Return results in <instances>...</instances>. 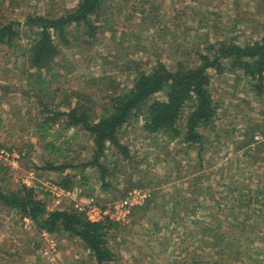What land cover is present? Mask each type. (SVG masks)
Instances as JSON below:
<instances>
[{"label":"rangeland","instance_id":"374dc122","mask_svg":"<svg viewBox=\"0 0 264 264\" xmlns=\"http://www.w3.org/2000/svg\"><path fill=\"white\" fill-rule=\"evenodd\" d=\"M77 2L0 0V24H19V36L10 44H0V188L24 184L35 189L48 210L74 208L88 220L107 215L102 222L117 225L107 234L114 264H251L247 259L227 261L210 247L203 248L196 237L201 214L193 213L191 205L200 200L209 210L215 204L225 209V201H232L231 195L225 199L232 179L247 184L245 190L264 185L263 152L257 153L262 167L250 165L239 154L243 149L236 151L232 143L240 130L258 123L254 136L264 148V140H259L264 139V80L259 92L257 81L240 70L209 71L217 110L212 127L202 129L207 140L200 153L198 146L147 132L142 116L131 119L118 133L129 150L128 158L114 155L112 150L106 153L108 186L101 184L95 168L81 166L92 155L91 140L82 129L66 126L60 117L43 135L40 124L50 115L48 111L64 109L71 90L87 95L88 105L99 112L109 103L111 91L130 85L126 64L132 61L147 66L158 59L172 65L179 59L191 65L208 41L244 44L259 39L264 36V0H109L98 17L94 36H83L80 30L84 29L71 28L70 33L80 39L71 38L70 46L61 48L51 72L43 73L49 81L40 91L35 69L27 61L35 31L27 18L61 14ZM100 75L108 79H100ZM155 97L163 98L162 94ZM74 101L72 95V104ZM48 164L69 166L60 173L46 169ZM63 176L72 177L74 184L68 189H74L76 195L53 194ZM133 190L139 192L135 203L119 208ZM259 199L253 202L257 214L245 211L247 208L238 213L246 224L244 230L234 227L233 233L264 234L258 222L250 229L255 215L264 219V199ZM178 201L188 205L175 212L172 206ZM209 210H203L205 221L214 220ZM255 252L249 249L253 258ZM0 264L95 261L78 238L39 229L34 220L0 205Z\"/></svg>","mask_w":264,"mask_h":264},{"label":"trees","instance_id":"16d2710c","mask_svg":"<svg viewBox=\"0 0 264 264\" xmlns=\"http://www.w3.org/2000/svg\"><path fill=\"white\" fill-rule=\"evenodd\" d=\"M108 1L78 0L74 8L61 14H39L27 18L26 22L35 26L33 41L26 51L27 61L31 69H35V83L39 85L40 91L45 90V83L49 81L43 77V73L47 75L51 72L53 61L61 48L70 46L71 38L80 39V36L70 33L71 28L84 29V32L80 30L83 36H94L99 26L98 17ZM17 25L18 22L14 21L0 24V44H10L19 36ZM126 66L131 73L130 85L122 90L111 91L109 103L99 112L93 105H88L87 95L79 90H71L68 102L63 105L64 109L48 111L50 115L40 124L43 135L47 134V127L60 117H63L66 126L82 129L91 140L92 155L81 166L95 168L103 186H108L106 178L110 169L105 164L107 151L112 150L114 155L124 159L129 156V150L120 141L118 133L131 119L137 120L142 116L143 129L147 132H160L171 140H180L186 146H198L197 153H200L202 144L207 140L202 129L212 127L217 110L210 92L209 71L222 73L225 70H240L248 78L257 81L256 89L260 92L264 80V36L244 44L226 39L208 41L204 51L198 53V61L191 65L179 59L168 65L157 59L147 66L141 65L139 61H132ZM99 78L108 79V76L100 75ZM28 84L34 83L28 81ZM55 91L59 92L58 89ZM55 91L51 92L55 94ZM157 94H162L163 98L155 97ZM72 95L75 98L73 104ZM255 124L256 127L247 126L245 130H240L232 143L236 144V151L243 149L239 154L245 156L250 165L262 167L263 161H260L257 153L261 151L264 156V148L256 142L254 132L258 123ZM68 166L48 164L45 168L62 173ZM58 184L63 188H71L74 182L72 177L63 176ZM228 185L230 187L225 193V199L231 195L232 201L230 204L225 201V209L215 204L209 210L205 201L200 200L191 205L193 213L199 211L201 214L198 215L201 216V226L197 240L203 248L210 247L219 258L227 261L247 259L251 264H262L264 234H237L233 233V229L238 227L244 230L246 220L240 219L238 215L243 208L257 214L253 202H260L259 197L264 199V185L257 184V188L245 190L248 185L234 179ZM0 205L18 211L21 217L34 220L39 229L51 233L66 232L78 238L93 256L95 264H114L115 257L107 244V234L111 228L117 227L116 224L110 221H90L74 208L48 210L35 189L24 184L14 189L0 188ZM186 205L187 202L178 201L172 210L177 212L179 206L182 208ZM203 210H209L214 220L205 221ZM218 211L223 212L219 214ZM252 219L251 230L255 229V222L264 227L262 216L255 215ZM250 248L256 251L254 258L249 253Z\"/></svg>","mask_w":264,"mask_h":264},{"label":"built area","instance_id":"2783aa9c","mask_svg":"<svg viewBox=\"0 0 264 264\" xmlns=\"http://www.w3.org/2000/svg\"><path fill=\"white\" fill-rule=\"evenodd\" d=\"M256 138H259V137L256 136ZM259 140H264V139H262L260 137ZM53 194H55L56 196L68 197L71 195H76L77 193L74 189H68V188H63L61 186H58L54 189ZM138 194H139V192H137L136 190H133L132 192L129 193V196L126 199H124L118 207L121 208V207H125L126 205H131V204L135 203V199L137 198ZM136 203H138V201ZM104 214H107V213H104ZM106 216L107 215L101 216L97 220H94V219H89V220H91V221H102L103 219L106 218ZM45 236H47L46 232H45Z\"/></svg>","mask_w":264,"mask_h":264}]
</instances>
